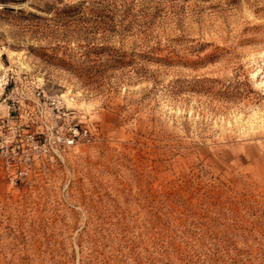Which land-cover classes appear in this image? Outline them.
<instances>
[{"label": "rangeland", "instance_id": "obj_1", "mask_svg": "<svg viewBox=\"0 0 264 264\" xmlns=\"http://www.w3.org/2000/svg\"><path fill=\"white\" fill-rule=\"evenodd\" d=\"M0 264H264V0H0Z\"/></svg>", "mask_w": 264, "mask_h": 264}, {"label": "built area", "instance_id": "obj_2", "mask_svg": "<svg viewBox=\"0 0 264 264\" xmlns=\"http://www.w3.org/2000/svg\"><path fill=\"white\" fill-rule=\"evenodd\" d=\"M36 95L43 98L44 103H49L52 107L59 110L61 100L52 95H47L41 87L37 85ZM88 134V127L86 125L78 124L77 122H72L69 124L68 131L66 135L62 137L63 142L67 144H72L82 139Z\"/></svg>", "mask_w": 264, "mask_h": 264}]
</instances>
